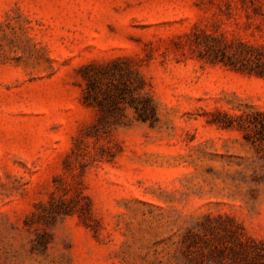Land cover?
<instances>
[{
  "label": "rangeland",
  "instance_id": "obj_1",
  "mask_svg": "<svg viewBox=\"0 0 264 264\" xmlns=\"http://www.w3.org/2000/svg\"><path fill=\"white\" fill-rule=\"evenodd\" d=\"M255 4L0 0V264H180L205 215L264 239L262 133L223 125L264 111V79L196 46L264 44ZM116 59L145 78L155 125L83 103L80 70Z\"/></svg>",
  "mask_w": 264,
  "mask_h": 264
},
{
  "label": "trees",
  "instance_id": "obj_2",
  "mask_svg": "<svg viewBox=\"0 0 264 264\" xmlns=\"http://www.w3.org/2000/svg\"><path fill=\"white\" fill-rule=\"evenodd\" d=\"M253 11L252 16L264 20V0H257ZM196 46L203 61L264 79V44L244 40L229 43L224 37L204 32L197 37ZM126 63L116 59L111 63L84 66L80 70L85 82L83 103L97 107L101 119L109 124L121 123L130 109L137 121L153 126L158 121V112L146 90V80ZM234 123L239 129L257 128L262 133L260 140L264 141V111L229 117L223 125ZM179 249L180 264H264V239L250 236L230 216L205 215L203 223L184 232Z\"/></svg>",
  "mask_w": 264,
  "mask_h": 264
}]
</instances>
